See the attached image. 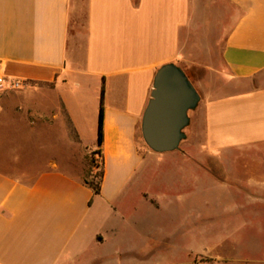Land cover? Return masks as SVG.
Segmentation results:
<instances>
[{
    "label": "crops",
    "instance_id": "obj_1",
    "mask_svg": "<svg viewBox=\"0 0 264 264\" xmlns=\"http://www.w3.org/2000/svg\"><path fill=\"white\" fill-rule=\"evenodd\" d=\"M192 36L197 48L219 50L222 86L193 110L188 151L153 160L178 166V194H187L178 209H190L192 223L220 217L215 209L234 222L220 231L196 229L178 244V227L149 230L151 211L171 204L131 184L151 156L141 132L157 72L176 64L191 78L182 51ZM0 68L26 82L24 94L36 102L10 108L0 100V144L11 112L37 128L72 130L77 139V157L58 149L32 174L0 167V264H264L261 252L247 249L258 237L230 228L246 224L249 210L256 220L264 216V0H0ZM73 76L101 83L91 110L67 91ZM44 91L46 105L31 98ZM102 101L105 175L95 195L85 179ZM63 139L71 144L69 135ZM233 150L237 186L230 184ZM198 168L208 181L189 185L183 177ZM136 193L141 200L133 203ZM152 237V263L119 261ZM160 241L168 248L160 250Z\"/></svg>",
    "mask_w": 264,
    "mask_h": 264
},
{
    "label": "rangeland",
    "instance_id": "obj_2",
    "mask_svg": "<svg viewBox=\"0 0 264 264\" xmlns=\"http://www.w3.org/2000/svg\"><path fill=\"white\" fill-rule=\"evenodd\" d=\"M211 38H215V33H210ZM199 45L195 41V37L192 36L189 42L183 49V56L187 57V61L184 62L185 68L193 79L192 83L199 93L200 97L204 96L207 92L212 89H217L222 86V77L218 73V69H221L222 62L220 58L219 50L216 49H201L197 48ZM176 65V64H174ZM182 71H184L180 66L176 65ZM101 83L96 82L94 79H88L83 76H73L70 80V85L67 87V91L73 94L72 100H76L78 105H82L88 110L94 108L98 104V99H101ZM44 87V86H42ZM25 90V89H24ZM24 90L9 91L0 95V100H4L8 107L13 108L14 106L22 107L23 105L35 104V101H31L29 97H26ZM47 93L44 91L38 95L32 96L31 98L44 101V105L47 104ZM202 99H200L201 102ZM45 107V106H44ZM45 109V108H44ZM194 110V109H193ZM193 110H190V124L184 129L186 137L180 144V147L175 151L170 152H155L153 151L144 140L141 139V144L144 150H150L151 156L144 162L140 170L138 171L132 186H134L138 191L144 190L145 194L153 196L159 201L166 200L169 205L166 208L160 210L151 211V217L149 221L150 233L161 234V232H173L176 227H178V244H183L185 242L184 236H191L192 231L196 229H210L220 231L221 228L227 227V222H234L233 217L228 215H223L224 209H215V212L221 213L220 217L216 216L213 221H205L203 223L196 224L192 223L190 219V209H178V197L185 196L187 194H178V166L168 161H162L158 163L153 159L166 158L171 154L181 153L188 151V140L191 132L194 129V123L192 121ZM202 129V126H200ZM69 133V134H68ZM70 136L71 144H62L63 138ZM202 136V132L200 134ZM2 140L4 143L0 144V167L11 170L15 173L32 174L33 168L36 166H42L45 164H50L54 161L55 157L59 156V151L62 152L64 149L66 153H70L71 156L77 157V146L74 143L76 141V136L72 130L64 129H53L47 127L37 128L34 123L25 122L24 114L8 113V127L6 128ZM70 154H67L69 156ZM153 154V155H152ZM231 154L234 160L230 163L231 177L230 184L232 186H237L239 184V162L237 160L238 150H233ZM90 158L89 167L87 171V176L89 181L97 182V179L93 178V175H99L103 169V159L100 154L88 155ZM178 165V163H177ZM216 178L222 179L219 173V167L217 165L213 166ZM203 170L201 168L193 169L186 172L183 177L189 185L192 183L196 185L197 180H199L198 185L202 183L200 179L208 181L207 177H202ZM30 179V178H29ZM204 185V184H203ZM209 196L211 194H208ZM217 195V194H216ZM238 193H232V199H238ZM130 201L133 203H138L141 199L138 194H131ZM167 198V199H166ZM233 211V210H232ZM250 215H247L246 224L239 223L238 221L231 224L230 228L233 230L235 228H240L239 236H247L248 238L257 236V240L247 241L249 248L253 253L264 260L262 251L264 250V216L255 219L252 214L255 210H249ZM189 215V216H187ZM236 221V220H235ZM257 221V222H255ZM257 223V224H255ZM137 231V230H136ZM137 233V232H136ZM214 236V234H212ZM216 236H225L224 234L218 233ZM238 236V235H236ZM259 236H262L259 237ZM157 237H152V242L150 244L140 243V246L135 249L133 253L125 256H119V261L134 260L136 262H149L152 263L157 254L158 250L155 248L154 243ZM171 240L170 244H172ZM162 244V245H161ZM160 241V250L167 249L166 244ZM239 249H237L238 251ZM239 254V252L237 253ZM262 264V263H260Z\"/></svg>",
    "mask_w": 264,
    "mask_h": 264
},
{
    "label": "water",
    "instance_id": "obj_3",
    "mask_svg": "<svg viewBox=\"0 0 264 264\" xmlns=\"http://www.w3.org/2000/svg\"><path fill=\"white\" fill-rule=\"evenodd\" d=\"M200 95L185 71L174 64L161 67L156 75L152 98L142 121V134L155 152L175 151L186 137L190 110Z\"/></svg>",
    "mask_w": 264,
    "mask_h": 264
},
{
    "label": "trees",
    "instance_id": "obj_4",
    "mask_svg": "<svg viewBox=\"0 0 264 264\" xmlns=\"http://www.w3.org/2000/svg\"><path fill=\"white\" fill-rule=\"evenodd\" d=\"M141 138H142V140H144L142 132H141ZM97 145H98V148L93 154L94 155L100 154L102 156V147L104 145V106H103V101L101 104L100 115H99L98 143H97ZM102 159H103V169H102L101 173L99 175L98 174L93 175V178L97 179V182L89 181L88 178L85 179V183L93 189L95 195H99L101 193L102 181H103L104 175H105L103 156H102Z\"/></svg>",
    "mask_w": 264,
    "mask_h": 264
},
{
    "label": "built area",
    "instance_id": "obj_5",
    "mask_svg": "<svg viewBox=\"0 0 264 264\" xmlns=\"http://www.w3.org/2000/svg\"><path fill=\"white\" fill-rule=\"evenodd\" d=\"M28 84L19 79H11L0 68V95L9 91L26 89Z\"/></svg>",
    "mask_w": 264,
    "mask_h": 264
}]
</instances>
